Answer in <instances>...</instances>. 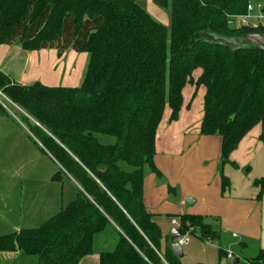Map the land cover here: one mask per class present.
<instances>
[{
  "label": "trees",
  "instance_id": "trees-1",
  "mask_svg": "<svg viewBox=\"0 0 264 264\" xmlns=\"http://www.w3.org/2000/svg\"><path fill=\"white\" fill-rule=\"evenodd\" d=\"M139 1L0 0V44L88 54L75 87L21 85L0 73V92L59 166L52 179L70 176L80 187L38 227L0 235V252L35 256L36 264H78L93 253L95 235L114 224L118 239L98 264H182L170 245L162 247L161 229L143 204L145 170L160 174L153 158L165 109L175 120L184 86L204 88L199 133L221 139V193L229 187L222 167L236 166L229 156L241 139L257 124L264 139V51L245 42L264 27L232 24L260 0H153L169 10V27ZM254 183L260 200L264 177ZM178 229L214 239L201 215H181ZM237 264H264V249Z\"/></svg>",
  "mask_w": 264,
  "mask_h": 264
},
{
  "label": "crops",
  "instance_id": "crops-1",
  "mask_svg": "<svg viewBox=\"0 0 264 264\" xmlns=\"http://www.w3.org/2000/svg\"><path fill=\"white\" fill-rule=\"evenodd\" d=\"M149 1L146 0L144 6L140 5L155 20L169 27V10ZM232 24L238 26L239 19L233 18ZM84 65L85 55L71 49L61 53L53 48L27 51L18 43L0 44V73L6 75L11 83L27 85L40 82L47 86L75 87L83 80ZM199 73V70L195 71L194 78ZM200 88L202 99L195 100V86H184L181 108L175 120H169L168 108L163 113L156 131L153 158L160 174L145 170L143 204L148 212L153 213L161 229L162 247L170 245V230L179 227L181 215H201L211 226L212 240L188 235L189 241L181 246L182 264H227L228 260H232L230 264H237L236 259L243 262L264 249V193L257 200L259 186L254 183L264 177V139H259L260 124L241 139L229 156L236 166L227 163L222 167L229 187L221 193V139L217 135L199 133L204 95V88L199 86L197 89ZM11 113L0 102V229H9L11 225L12 232H17L30 228L23 226L25 221H22L26 218L51 217L57 213L75 198L80 187L70 176L51 179L46 187L42 186L40 182L48 178L37 177L38 165L35 163L41 156L52 158L34 143L38 142L25 126L23 117L17 118ZM16 176L19 181L14 179ZM66 178L76 187L65 195L62 186ZM24 184L26 197L22 196ZM188 198L191 203L186 201ZM118 231L113 224L95 235L93 253L82 257L78 264H98L99 253L114 247ZM219 249L225 252L222 258H219ZM254 249L255 254L248 256V250ZM17 252H0L8 254L0 256L14 260L19 254ZM228 252L232 259L227 257Z\"/></svg>",
  "mask_w": 264,
  "mask_h": 264
},
{
  "label": "rangeland",
  "instance_id": "rangeland-1",
  "mask_svg": "<svg viewBox=\"0 0 264 264\" xmlns=\"http://www.w3.org/2000/svg\"><path fill=\"white\" fill-rule=\"evenodd\" d=\"M146 0H141L140 1V4L144 6V3H145ZM150 3H152L153 5L155 6H158L153 0H150L149 1ZM159 7V6H158ZM161 8V7H160ZM165 9V8H163ZM249 20L251 21H255L253 18H249ZM262 22H264V19H261ZM208 39H211V38H214L213 36L211 35H208L207 36ZM76 52V51H75ZM78 54L80 53H83L85 55V69H86V66H87V62H88V54L86 52H76ZM199 70V69H197ZM195 70V71H197ZM192 73V75L194 76V72ZM200 71V70H199ZM194 86V84H190V83H187L186 86L188 87H192ZM197 89V88H196ZM196 89H193L195 90V93H194V98L195 100H198L200 97H201V88L198 90ZM8 99V98H7ZM2 94H0V102L6 107L8 108L13 114L15 115L17 118H21L22 114L24 113L22 110H20L19 107H17L16 105L14 106L13 104H11L8 100H7ZM202 99V97L200 98ZM196 105V103H195ZM194 106H191V108L193 109ZM167 109V108H166ZM168 116V115H167ZM25 126L27 127V124L24 122ZM35 165H38L37 166V177L39 179H44V178H48L47 181L45 182H40L42 184V186L45 185V187L52 181L51 179V175L56 172L58 170V165L57 163L53 160V159H48L46 156H42L40 157V160L36 161ZM25 174H28L26 172H24ZM246 177H248V175H245ZM14 179H19L18 176H16ZM19 181V180H18ZM17 181V182H18ZM63 186H62V190L64 192V194L66 195L69 191H74L75 190V185L72 184V182L70 181V179L66 178L63 180ZM253 182V181H252ZM251 186H252V183H251ZM25 188H26V184H24V191H23V194L22 196L23 197H26L24 195V192H25ZM20 196V195H19ZM22 198V197H21ZM25 205H29V203H26ZM50 216L47 215L46 217H42V218H39V217H34V218H26V219H22L23 223H24V227H30V228H35V227H38L43 221H45L47 218H49ZM13 227L10 225L9 226V229H5V228H2L0 229V235L1 234H5V233H9V232H12ZM190 236V235H189ZM231 237V236H230ZM187 240L189 241V237H187ZM252 251V252H251ZM230 252V251H229ZM249 253L248 256H253L255 253V249L254 250H248ZM19 253L18 256L16 258H14V260L12 259H3L1 256H0V264H36V257L35 256H30V255H25L23 254L22 252H17ZM0 255H8V254H0ZM232 261V260H231ZM230 260H228L227 264H230L231 263Z\"/></svg>",
  "mask_w": 264,
  "mask_h": 264
},
{
  "label": "built area",
  "instance_id": "built-area-1",
  "mask_svg": "<svg viewBox=\"0 0 264 264\" xmlns=\"http://www.w3.org/2000/svg\"><path fill=\"white\" fill-rule=\"evenodd\" d=\"M255 13V14H254ZM239 19V25L246 27H256L260 25L264 27V22L261 19H264V3L260 1L249 2L246 6L245 14L236 16ZM249 18H253L256 22H252ZM1 94V93H0ZM175 223V220L172 221ZM188 234H181L174 241L177 245L182 246L187 242ZM227 257L232 259L233 256L231 253H227Z\"/></svg>",
  "mask_w": 264,
  "mask_h": 264
},
{
  "label": "water",
  "instance_id": "water-1",
  "mask_svg": "<svg viewBox=\"0 0 264 264\" xmlns=\"http://www.w3.org/2000/svg\"><path fill=\"white\" fill-rule=\"evenodd\" d=\"M245 42L251 44L254 48L264 51V33H250L245 36ZM188 203H191V199H186ZM181 231L178 228H172L170 230V247L172 251L178 256H182V248L181 246L175 243V239L181 236ZM235 262H238L237 259Z\"/></svg>",
  "mask_w": 264,
  "mask_h": 264
}]
</instances>
